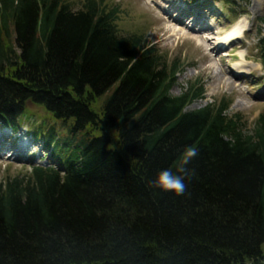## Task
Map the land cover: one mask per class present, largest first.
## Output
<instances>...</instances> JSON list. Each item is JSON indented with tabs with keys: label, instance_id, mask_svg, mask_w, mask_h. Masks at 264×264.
Segmentation results:
<instances>
[{
	"label": "trees",
	"instance_id": "16d2710c",
	"mask_svg": "<svg viewBox=\"0 0 264 264\" xmlns=\"http://www.w3.org/2000/svg\"><path fill=\"white\" fill-rule=\"evenodd\" d=\"M72 5L0 0V129L27 120L49 159L0 179V264H264V112L249 131L226 97L190 109L203 84L171 94L181 63L117 4ZM189 146L184 195L150 187Z\"/></svg>",
	"mask_w": 264,
	"mask_h": 264
},
{
	"label": "rangeland",
	"instance_id": "374dc122",
	"mask_svg": "<svg viewBox=\"0 0 264 264\" xmlns=\"http://www.w3.org/2000/svg\"><path fill=\"white\" fill-rule=\"evenodd\" d=\"M69 1L77 8L82 0ZM108 3L118 5L117 25L121 33L142 32L167 63L175 60L181 63L183 69L170 89L171 94H180L189 83L199 81L204 86V97L190 104V109L226 97L231 99L227 113H241L246 130L254 129L259 114L264 112V64L258 47L264 36L261 20L264 0L242 1L244 5L234 9L233 17L228 16V5L221 0H108ZM186 10L190 15L179 20ZM236 23L244 26L243 34L217 46L219 37L228 34ZM27 107L37 122L44 118L53 122L46 115L42 117L46 112L40 106L28 103ZM22 122L18 134L11 135L9 130L1 133L0 179L28 171L31 162L49 164L47 155L42 159L41 141H33L27 120Z\"/></svg>",
	"mask_w": 264,
	"mask_h": 264
},
{
	"label": "clouds",
	"instance_id": "9594fccd",
	"mask_svg": "<svg viewBox=\"0 0 264 264\" xmlns=\"http://www.w3.org/2000/svg\"><path fill=\"white\" fill-rule=\"evenodd\" d=\"M198 155V149L189 146L184 149L178 159L176 171L165 169L159 172L157 178L150 182V187L159 189L165 193H174L177 197L184 195L187 185L185 180H190L194 174L187 165Z\"/></svg>",
	"mask_w": 264,
	"mask_h": 264
},
{
	"label": "bare ground",
	"instance_id": "6f19581e",
	"mask_svg": "<svg viewBox=\"0 0 264 264\" xmlns=\"http://www.w3.org/2000/svg\"><path fill=\"white\" fill-rule=\"evenodd\" d=\"M189 14V11H185L182 13L179 20H183L185 17H187ZM174 29V28H173ZM244 26L241 23H236L231 31L226 34L224 37H219V42L217 43V46L226 44L229 40L234 39L235 37L241 36L243 34ZM179 34V33H178Z\"/></svg>",
	"mask_w": 264,
	"mask_h": 264
}]
</instances>
